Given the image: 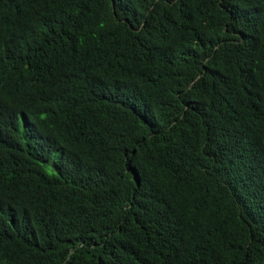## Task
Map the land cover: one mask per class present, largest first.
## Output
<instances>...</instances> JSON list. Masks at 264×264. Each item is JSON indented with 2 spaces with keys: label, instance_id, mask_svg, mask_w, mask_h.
I'll return each instance as SVG.
<instances>
[{
  "label": "trees",
  "instance_id": "obj_1",
  "mask_svg": "<svg viewBox=\"0 0 264 264\" xmlns=\"http://www.w3.org/2000/svg\"><path fill=\"white\" fill-rule=\"evenodd\" d=\"M0 264H264V0H0Z\"/></svg>",
  "mask_w": 264,
  "mask_h": 264
}]
</instances>
